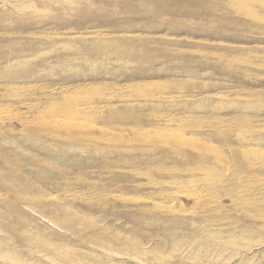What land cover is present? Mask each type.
I'll return each instance as SVG.
<instances>
[{
  "label": "rangeland",
  "instance_id": "obj_1",
  "mask_svg": "<svg viewBox=\"0 0 264 264\" xmlns=\"http://www.w3.org/2000/svg\"><path fill=\"white\" fill-rule=\"evenodd\" d=\"M0 264H264V0H0Z\"/></svg>",
  "mask_w": 264,
  "mask_h": 264
},
{
  "label": "bare ground",
  "instance_id": "obj_2",
  "mask_svg": "<svg viewBox=\"0 0 264 264\" xmlns=\"http://www.w3.org/2000/svg\"><path fill=\"white\" fill-rule=\"evenodd\" d=\"M244 3V2H243ZM250 4V3H249Z\"/></svg>",
  "mask_w": 264,
  "mask_h": 264
}]
</instances>
